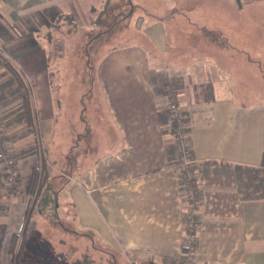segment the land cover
<instances>
[{
    "label": "crops",
    "instance_id": "crops-1",
    "mask_svg": "<svg viewBox=\"0 0 264 264\" xmlns=\"http://www.w3.org/2000/svg\"><path fill=\"white\" fill-rule=\"evenodd\" d=\"M111 2L0 0V137L15 151L22 185L16 190L0 163V264H11L12 236L23 229L33 202L34 170L47 160L68 175L64 203L77 226L111 250L89 255L91 264L102 257L109 259L99 264H264V93L254 90L264 80V0H228L247 25L239 22L232 33L217 26V52L185 30L183 10L170 12L171 30L139 15L134 28L144 44L124 42L99 67L106 132L90 133L87 125L85 143L70 137L61 147L60 134L52 140V133L49 145L41 121L56 120L55 37L60 33L64 41L66 19L97 26L111 16ZM122 6L128 8L125 0ZM256 19H263L257 27ZM234 31L236 47L226 44ZM7 60L30 85L33 122L26 88ZM170 99L188 115L195 161L188 169L174 148ZM187 173L193 190L184 187ZM190 212L201 221L196 231L186 228Z\"/></svg>",
    "mask_w": 264,
    "mask_h": 264
},
{
    "label": "rangeland",
    "instance_id": "rangeland-1",
    "mask_svg": "<svg viewBox=\"0 0 264 264\" xmlns=\"http://www.w3.org/2000/svg\"><path fill=\"white\" fill-rule=\"evenodd\" d=\"M123 1L112 0L111 18L106 17L102 22L98 21L97 26L93 28L71 23L69 19H66L62 27L65 31L63 32L64 41L60 33L55 34L53 54L59 60L55 61L58 65H56L57 69L52 74L51 80L56 120L43 119L41 121L46 141H50L48 139L52 133L54 136L52 140H55L59 133L58 141L61 147L70 137H77L76 140L85 143L84 135L87 133V125H91L90 133L93 128L97 133L106 132L100 129L102 125L107 124L108 115L105 112V100L99 86V67L115 48L123 47L124 42L135 40L144 44L141 33L134 28L139 15L146 17L148 22L160 19L171 30L170 14L174 12L173 15L177 16L180 10H183L184 13L179 15L185 16L187 12L188 19L182 17V26L185 30L192 31L194 36H200L206 51L210 49V52H217L213 47L222 40L221 32L216 31L217 26L226 24L232 29L227 31L232 33L235 30L232 26L238 25L239 22V24L247 25L244 14L241 13L239 17L235 11L231 10L227 5L228 0H171V3L164 0H125L128 8L122 10ZM170 4L178 11H172ZM247 12L248 9L244 10L245 14H248ZM256 22L257 27L263 19H256ZM182 26L179 24V29H183ZM234 33H236L235 38L233 39L231 35L230 42L226 44L236 47L240 45V41L238 31ZM172 37L173 33L170 32V38ZM212 42H215V45ZM200 53L198 49L193 50L195 55ZM257 85V89H254L255 93L259 90L264 93V80L257 82ZM58 89L59 93L64 94H58ZM255 100L257 99H250L248 102ZM52 144L49 142V145ZM47 164L49 180L44 182L38 192L39 199L32 215L33 219H38L37 227L24 246L21 264H74L75 261L80 262L79 264H91L89 255L91 257L92 254L101 253L103 256L105 252L111 250L97 238L89 237L87 232L77 226L74 216L67 211L64 203L67 191L64 182L68 175L62 173L59 167L55 166L56 163L52 162L50 165L47 160ZM38 184L39 182L37 186ZM34 195L35 192L32 197ZM44 205H50V207ZM107 259L109 258L102 257L97 264Z\"/></svg>",
    "mask_w": 264,
    "mask_h": 264
},
{
    "label": "built area",
    "instance_id": "built-area-1",
    "mask_svg": "<svg viewBox=\"0 0 264 264\" xmlns=\"http://www.w3.org/2000/svg\"><path fill=\"white\" fill-rule=\"evenodd\" d=\"M169 111V126L174 139V148L178 154L179 164L182 167L190 168L194 165V158L192 149L189 145L188 137V115L182 111L173 99H170L167 104ZM0 163L4 166L5 172L8 174V182L15 185L16 190H19L22 185L19 183L17 174V160L15 151L10 149L9 142L0 137ZM184 187L187 190H193L192 178L189 173L185 175ZM186 228L189 231H196L200 228L201 221L193 212H190L186 221ZM192 247H195L196 240L190 243Z\"/></svg>",
    "mask_w": 264,
    "mask_h": 264
},
{
    "label": "trees",
    "instance_id": "trees-1",
    "mask_svg": "<svg viewBox=\"0 0 264 264\" xmlns=\"http://www.w3.org/2000/svg\"><path fill=\"white\" fill-rule=\"evenodd\" d=\"M60 20L61 18L58 20V22ZM58 22L55 24L56 26L57 25L59 26ZM6 66L16 76L20 85L26 88V91H27V94L25 97L26 111L28 113L29 119L33 122L34 106L31 104L33 94H32L30 85L26 83L25 78H24V73L22 70L15 67L8 60L6 61ZM263 163H264V159H263ZM40 166L34 170V177L32 179L30 189L32 192H35V195L33 197V202L30 206V209L28 210L26 214V220L24 223V227L21 230V232H19L17 235L12 236V239L10 242L9 250L11 254V264H21L22 263L24 246L26 242L33 236V233L37 227V221L32 218V215L34 211L36 210L37 200L39 199L38 192L41 189V186L44 184L46 180H48V177H49V171H48L49 167H48L47 161H43V164H41ZM38 182L39 184L37 186ZM36 186H37V189H35ZM79 263L80 262H76V264H79Z\"/></svg>",
    "mask_w": 264,
    "mask_h": 264
}]
</instances>
